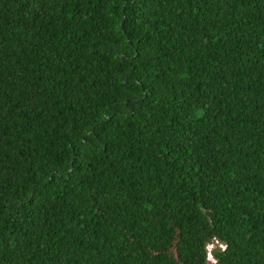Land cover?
Here are the masks:
<instances>
[{
	"label": "trees",
	"instance_id": "obj_1",
	"mask_svg": "<svg viewBox=\"0 0 264 264\" xmlns=\"http://www.w3.org/2000/svg\"><path fill=\"white\" fill-rule=\"evenodd\" d=\"M210 256L264 264V0H0V264Z\"/></svg>",
	"mask_w": 264,
	"mask_h": 264
},
{
	"label": "rangeland",
	"instance_id": "obj_2",
	"mask_svg": "<svg viewBox=\"0 0 264 264\" xmlns=\"http://www.w3.org/2000/svg\"><path fill=\"white\" fill-rule=\"evenodd\" d=\"M214 248H216L215 246H211V248H210V253L213 255V250H214ZM210 260H211V262H210V264H215V261H214V259H213V256L211 257L210 256Z\"/></svg>",
	"mask_w": 264,
	"mask_h": 264
},
{
	"label": "clouds",
	"instance_id": "obj_3",
	"mask_svg": "<svg viewBox=\"0 0 264 264\" xmlns=\"http://www.w3.org/2000/svg\"><path fill=\"white\" fill-rule=\"evenodd\" d=\"M214 259V258H213ZM215 261V260H214ZM216 263V262H215Z\"/></svg>",
	"mask_w": 264,
	"mask_h": 264
}]
</instances>
